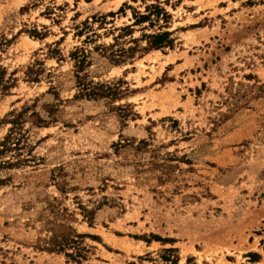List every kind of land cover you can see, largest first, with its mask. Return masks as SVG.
<instances>
[{
	"label": "rangeland",
	"instance_id": "rangeland-1",
	"mask_svg": "<svg viewBox=\"0 0 264 264\" xmlns=\"http://www.w3.org/2000/svg\"><path fill=\"white\" fill-rule=\"evenodd\" d=\"M21 112L0 264H264V0H0V143Z\"/></svg>",
	"mask_w": 264,
	"mask_h": 264
},
{
	"label": "trees",
	"instance_id": "trees-1",
	"mask_svg": "<svg viewBox=\"0 0 264 264\" xmlns=\"http://www.w3.org/2000/svg\"><path fill=\"white\" fill-rule=\"evenodd\" d=\"M154 11V15L157 17L161 16L162 20L166 19V14L159 10V9H153ZM152 16L153 14H148L147 16H139L138 20L139 23L144 22L145 20H149V16ZM129 28H125V29H121V31L126 32L128 31ZM171 34L168 32H164V33H158L156 35H150L147 36V46L142 49V51L146 52V51H151V50H159V49H163V48H172V44H173V40L170 39ZM134 43V42H133ZM136 53L135 49H131L128 48L127 50L124 49H118L114 52L110 53V58H111V62L114 65H119V64H123L126 62L127 59H132V54ZM84 56H82L81 61H78L77 63L82 65L84 60H83ZM78 69H80V67H77ZM78 82V86L81 87L82 91L84 92V96H87L89 98L92 97H99V98H106V97H113L116 95H119L115 90L116 89H111L109 87H103V86H91L88 83L84 82V79H79ZM4 89H6V86L3 87ZM25 112H21L18 114H13V119L11 121H9V124L12 125V130L10 131L9 136H7L3 142L0 143V156L5 154L6 152L10 151L9 145H10V136L12 134V132L17 131L18 127L21 125V118L23 116ZM39 123L41 124H45L46 122L44 121H39ZM25 160H18L17 162H15L14 164L9 163V162H5L3 163V165H5L6 167H13V166H17V165H21L22 163H24ZM91 222V219H89ZM77 239H82L84 238V236H80V235H76ZM66 247H72L73 249V253L71 254H66L65 256L73 261L75 260H84L85 259V255L83 254L85 252V250H83L80 247V242L74 241V240H68V241H64V243H62L60 249H64Z\"/></svg>",
	"mask_w": 264,
	"mask_h": 264
}]
</instances>
